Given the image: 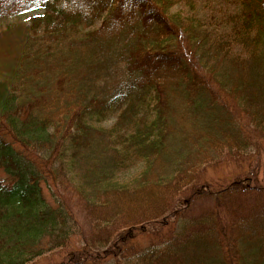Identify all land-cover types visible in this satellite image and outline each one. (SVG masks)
Returning a JSON list of instances; mask_svg holds the SVG:
<instances>
[{
    "label": "trees",
    "instance_id": "obj_1",
    "mask_svg": "<svg viewBox=\"0 0 264 264\" xmlns=\"http://www.w3.org/2000/svg\"><path fill=\"white\" fill-rule=\"evenodd\" d=\"M177 1L0 0V264H264V0Z\"/></svg>",
    "mask_w": 264,
    "mask_h": 264
},
{
    "label": "rangeland",
    "instance_id": "obj_2",
    "mask_svg": "<svg viewBox=\"0 0 264 264\" xmlns=\"http://www.w3.org/2000/svg\"><path fill=\"white\" fill-rule=\"evenodd\" d=\"M190 3V5H189ZM187 3L184 0H178L172 7V11H178L184 17H193L199 23L209 29H214L217 24L224 21L225 16L230 12L231 3L228 0H191ZM192 5V8H191ZM27 20V16H22L19 20L13 19L10 22L24 23ZM98 24V23H96ZM96 26V25H95ZM236 167L233 165L231 171L227 170V166L224 168L216 169L215 175L229 174L231 176L232 171ZM210 173L213 172L209 171ZM54 250L52 253L43 254L36 258L32 264H53L56 261H60L64 258L65 249Z\"/></svg>",
    "mask_w": 264,
    "mask_h": 264
}]
</instances>
